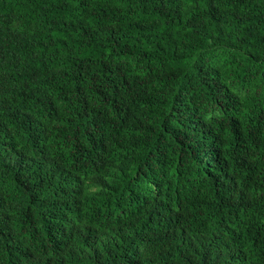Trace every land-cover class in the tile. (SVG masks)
I'll return each instance as SVG.
<instances>
[{"label": "trees", "instance_id": "obj_1", "mask_svg": "<svg viewBox=\"0 0 264 264\" xmlns=\"http://www.w3.org/2000/svg\"><path fill=\"white\" fill-rule=\"evenodd\" d=\"M0 264H264V0H0Z\"/></svg>", "mask_w": 264, "mask_h": 264}]
</instances>
